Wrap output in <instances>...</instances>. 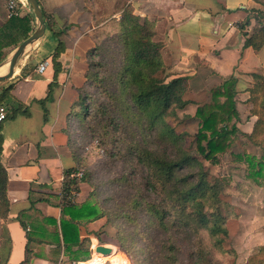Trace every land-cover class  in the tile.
<instances>
[{
    "label": "crops",
    "instance_id": "1",
    "mask_svg": "<svg viewBox=\"0 0 264 264\" xmlns=\"http://www.w3.org/2000/svg\"><path fill=\"white\" fill-rule=\"evenodd\" d=\"M7 1L0 0V36L13 31L4 27L11 19ZM40 1L47 14L46 33L0 88V93L10 88V99L22 107L16 117L0 124V159L8 174L10 205L8 217H0V264H71L87 260L93 247L104 244L96 236L104 218L73 221L65 211L69 206L62 199V188L67 171L76 165L69 119L79 100V89L86 82L96 31L111 19L120 20L125 7L155 24L154 40L163 45L167 80L188 78L192 103L181 114L193 118L200 106L211 102L212 89L235 77L237 128L250 135L257 121L251 114L248 89L254 84L252 74H264V47L260 51L244 48V34H250L256 23L252 19L245 31L240 25L253 10H264V0ZM23 3L18 18L30 17V36L37 21L28 1ZM103 16L107 20L95 25ZM64 30L66 51L60 58L62 70L56 75L50 63L59 41L54 32ZM23 41L5 47L0 58L10 57ZM45 61L49 66L40 74L38 67ZM49 92L51 99L46 100ZM3 107L7 113L11 109L9 103ZM250 145L247 152L260 159L259 147ZM254 184L255 193L245 199L251 225L239 232L236 240L238 264H245L264 245V212L258 206L259 201L264 202V186ZM90 190L82 184L74 205L81 206L89 200ZM240 213L243 221L246 213Z\"/></svg>",
    "mask_w": 264,
    "mask_h": 264
},
{
    "label": "trees",
    "instance_id": "2",
    "mask_svg": "<svg viewBox=\"0 0 264 264\" xmlns=\"http://www.w3.org/2000/svg\"><path fill=\"white\" fill-rule=\"evenodd\" d=\"M39 3L42 6L40 0ZM42 10L48 26L47 14L43 8ZM252 19L256 24L250 34H244L243 47L260 51L264 47V10H253L245 23L240 25V28L245 31ZM106 20L107 18L103 16L95 22V25L99 26ZM4 27L13 31L11 34L4 32L3 36H0L1 53L5 47L17 46L21 40H25L29 36L30 17L11 18ZM64 32L65 30L54 32L59 41L55 53L50 57V63L56 75L62 70L60 58L66 51V43L62 37ZM155 35V24L135 15L131 7L124 8L120 20L111 19L96 31V45L88 56L89 68L85 76L86 82L84 87L79 89V100L73 106L69 119L68 132L71 136V149L76 165L67 171L63 182V191L69 194L73 188L80 190L82 184H87L91 189V176L84 167V155L81 153L83 146L80 139L86 136L85 133L88 131V124L85 125V123L89 115L88 108L92 106L91 101L88 102V90L93 82L101 81L97 69L102 67L101 60H98L101 57V52L105 49L102 41L104 42L107 37L108 39L112 38L118 41L122 51L123 65L117 76L121 78V84L129 89L124 95L129 96L130 101L123 100V109H132L136 116H141L148 129L163 124L162 128L168 133L161 134H166L172 145L177 148V153L173 157L159 155L148 150H140L138 153L139 161L148 168L150 178L154 181L149 184L148 180L147 184L150 187H155L156 184L160 185L162 193L165 194L163 202L159 205L148 203V210L164 231L169 228L168 217L176 215L177 221L173 226L179 233L180 249L182 250L183 246H186L187 252H189L188 264H206L204 252L199 257L193 253L190 247L191 238L205 232L214 242L213 247L222 251L223 244L229 237L227 221L233 216V208L225 204L221 198L227 191V186L207 171L202 162L197 159V155L205 161L218 163V155L229 150L232 138L237 134H242L263 152L262 158L257 163L249 161L252 171L249 177L258 184L259 180L264 181V74H252L254 84L248 89L249 102L252 104L251 114L257 117L250 135L241 133L236 125V121L239 120L235 101L237 79L231 77L223 85L211 90L212 100L209 104L197 109L196 115L192 118L199 123V130L195 135V152L184 151L180 144L185 139V135L176 133L165 120L167 118L177 119L178 112L184 111L192 103L191 99L186 98L190 93L188 78L178 77L167 80L165 77L166 66L161 53L163 45L154 40ZM51 90L52 85H50ZM10 92V88L1 90L0 107L9 103L11 109L7 113V118H14L21 112L22 107H19L18 102H12ZM112 95L118 97L117 94ZM50 99L49 92L46 100ZM121 113L124 114L123 111ZM111 124L118 127L114 120L111 121ZM1 151L0 143V155ZM256 168L258 169L256 170ZM185 170L186 174L182 172ZM78 172H82V177H73ZM7 188L8 174L0 159V217L3 219L8 217L10 207ZM93 196L94 191L91 189L89 200L84 204L81 206L68 205L69 209L65 211L71 215L73 221L76 219L94 221L104 218L100 206L93 202ZM66 242L68 243V241ZM88 242L90 243V241ZM164 248H166L167 258L175 264L178 261L177 255L180 253L179 248H176L174 244ZM233 253L237 254V252ZM245 264H264V245L258 247Z\"/></svg>",
    "mask_w": 264,
    "mask_h": 264
},
{
    "label": "rangeland",
    "instance_id": "3",
    "mask_svg": "<svg viewBox=\"0 0 264 264\" xmlns=\"http://www.w3.org/2000/svg\"><path fill=\"white\" fill-rule=\"evenodd\" d=\"M102 45L105 49L98 58L102 67L97 69L101 81L93 82L88 90V102L91 101L92 106L88 108L89 115L85 123L88 124V131L80 142L83 146L81 153L84 155V167L91 176L93 202L104 213V225L96 232V236L101 244L104 243L103 246L114 250L103 261L111 264H173L167 258L164 247L174 244L180 251L175 264H188L189 252L186 246L180 249L179 233L173 226L177 221L176 215L168 217L169 228L164 231L148 210V203L159 205L165 194L160 185L149 186L154 181L138 156L140 150H148L173 157L177 148L166 134H161L168 133L162 128L163 124L148 129L141 116H136L132 109H123V100L129 102L130 98L124 95L129 89L121 84V78L117 76L123 65L121 45L108 37L102 41ZM0 60L1 65L7 57ZM112 94H117L119 98ZM190 95L186 98L191 99ZM178 113L177 119L167 118L165 121L176 133L185 135L180 144L182 149L194 153L199 123L191 116L181 114L183 111ZM112 120L118 127L111 124ZM250 144L252 143L244 135L237 134L232 138L229 150L218 155V163L205 161L197 155L207 171L227 186V191L221 198L233 208V216L227 221L229 237L224 242L222 251L213 247L214 242L205 232L191 238L193 253L199 257L204 252L206 264H238V253H233L237 252L235 247L238 246V233L250 226L252 221L246 213L245 199L253 191L255 193L256 182L249 177L252 173L249 161L257 163L263 154L261 148L258 154L260 159L248 153ZM182 172L187 173L186 170ZM258 185L264 186V181L259 180ZM258 195H262V192ZM258 206L264 212V202L259 201ZM241 210L246 213L243 221L240 219Z\"/></svg>",
    "mask_w": 264,
    "mask_h": 264
},
{
    "label": "water",
    "instance_id": "4",
    "mask_svg": "<svg viewBox=\"0 0 264 264\" xmlns=\"http://www.w3.org/2000/svg\"><path fill=\"white\" fill-rule=\"evenodd\" d=\"M31 5V8L33 10L34 16L37 21L36 29L35 31L28 36L21 44L16 48L14 53L7 58L5 62H3L0 65V68H2L4 65L8 64V72L5 75H0V84H3L4 82L8 81L10 78L13 77L15 68L20 63V61L23 59L27 51L46 33L47 30V24L44 19L43 10L40 6L39 0H26ZM96 252L99 254H102L104 256H109L112 254V249L109 247H105L103 245H99L96 248Z\"/></svg>",
    "mask_w": 264,
    "mask_h": 264
},
{
    "label": "built area",
    "instance_id": "5",
    "mask_svg": "<svg viewBox=\"0 0 264 264\" xmlns=\"http://www.w3.org/2000/svg\"><path fill=\"white\" fill-rule=\"evenodd\" d=\"M22 5H24L23 0H8L7 1V6H8V10H9V14L11 18L18 17L20 15ZM48 66H49V62L47 61L41 63L38 67V72L40 74H43L48 68ZM6 119H7V111H6V108L2 106L0 107V124L4 122ZM73 177L81 178L82 172H78L74 174ZM63 188H62L63 201L68 205H74L79 199L80 190H78L77 188H73L72 190H70L69 194H66L64 193ZM96 248L97 247H93V252L87 260L75 261V262H72L71 264H109L110 262L107 263L108 261H103L104 258L106 259L109 257L97 253ZM113 253H114V250L112 249V254Z\"/></svg>",
    "mask_w": 264,
    "mask_h": 264
},
{
    "label": "bare ground",
    "instance_id": "6",
    "mask_svg": "<svg viewBox=\"0 0 264 264\" xmlns=\"http://www.w3.org/2000/svg\"><path fill=\"white\" fill-rule=\"evenodd\" d=\"M26 1V0H25ZM8 68H9V65L8 64H6V65H4L1 69H3L2 70V72L0 73V75H5L7 72H8ZM111 256V255H110Z\"/></svg>",
    "mask_w": 264,
    "mask_h": 264
}]
</instances>
